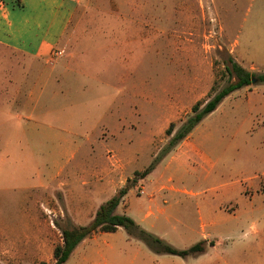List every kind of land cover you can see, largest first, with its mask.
<instances>
[{
  "label": "rangeland",
  "instance_id": "obj_1",
  "mask_svg": "<svg viewBox=\"0 0 264 264\" xmlns=\"http://www.w3.org/2000/svg\"><path fill=\"white\" fill-rule=\"evenodd\" d=\"M0 5L14 8L11 0ZM248 49H258L259 58ZM229 57L255 76L264 73V0H76L47 63L52 74L45 77H16L8 62L26 60L0 46V94H36L46 86L51 93L79 96L60 116L71 119L68 110L75 108L74 131L91 130L103 144L92 160L86 147L71 148L76 162L92 163L100 181L39 187L34 172L55 171L70 149L63 148L59 134L34 126L39 133L31 131L25 149L30 163L0 167V218L8 222L0 220V262H52L60 228L73 221L87 225L93 210L161 153L171 122L178 127L195 102L212 94L214 82L223 87L236 81L224 68ZM254 78L138 178L116 212L179 250L206 238L215 252L264 257V83ZM63 98L64 106L73 100ZM54 125L63 130L62 121ZM104 236L127 235L122 229L98 234V250L88 261L65 264H132L136 251H124L118 241L106 245ZM168 258L173 255L160 254L159 264Z\"/></svg>",
  "mask_w": 264,
  "mask_h": 264
},
{
  "label": "crops",
  "instance_id": "obj_2",
  "mask_svg": "<svg viewBox=\"0 0 264 264\" xmlns=\"http://www.w3.org/2000/svg\"><path fill=\"white\" fill-rule=\"evenodd\" d=\"M11 2L12 7H14L11 10L4 5H0V46L6 50L15 52L26 60L25 63H15V65L12 64V62H8L9 64L11 63L12 69L14 68L13 72L16 74V77L22 74V78L35 77L36 75L39 76V74L45 77L46 75L52 74V71L47 72V63L52 59L56 45L73 15L76 7V0H11ZM254 52L253 49L247 50V53H256L255 59L259 58L257 55L258 49L255 53ZM31 59L36 60L37 63H32L30 61ZM262 63H264V60H262ZM47 90L48 87L46 88V86H44L42 91L36 94H32L31 92H8L0 94V167L3 165L6 169L7 165L14 163L22 164V166H25L27 162V164H29L30 158L25 156L28 155L25 149L30 147L32 139L31 131L34 129L35 131L33 132L39 133L36 130L39 128L42 132H45L46 135L48 133L55 135L59 134V141L62 142L63 148L70 149L59 162L55 171L43 174V172L38 169L34 172V174L37 175L36 182L39 187L46 186L52 181L58 182L59 186L63 187L70 179H72V181H78L82 186L87 184L90 185L91 180L94 179L100 181L99 178H94L92 163L83 161L76 162L74 160V151H71V148L86 147L88 149V155L92 160L96 148H100L97 146L103 145L102 140L93 137V131L91 130L84 131L83 135H79L78 131H74V129L77 128L73 126L75 122L73 116L75 114L78 115V112L75 113L73 111L75 108H73V110H68V114L72 116L71 119L66 118L64 121L62 116H60V110L64 109L63 107H70L69 109H72L74 103H79L75 101L79 96L57 92L51 93ZM63 97L72 98L73 100L68 101L66 106H64ZM74 107H76V105H74ZM53 112L57 114L51 116L50 113ZM79 118L80 117H78V119ZM53 120L55 124L62 121L64 124L62 126L63 130L58 129V127L54 125ZM77 120L76 123H78ZM34 126L39 127L35 129ZM44 138L46 137L44 136ZM69 165L72 166L67 168ZM5 177L8 178V175ZM27 182L30 184V178H28ZM64 210L71 218L68 208L66 207ZM95 211L96 210H93L90 214L92 218ZM61 212H63V209ZM80 212L81 210H77L76 213L78 214ZM235 212L236 211H233V214ZM30 218L31 217L28 216V219ZM0 220L4 223L7 222V220L5 221L1 218ZM213 223L214 222L207 221L205 225L212 226ZM73 224L75 225L74 221ZM121 229L122 228L119 227L114 232H96L86 237L75 247L65 263L71 259L80 260L82 262L88 261L89 256L94 251L98 250L93 243V241L97 240L96 236L98 234L120 233ZM19 234L23 237L30 236L28 232L24 231H21ZM104 237L105 238H102V240L105 241L106 245H110L109 241L113 240L120 242L118 243V247L124 251L135 250L136 252L132 264H159L160 254L152 252L141 240L128 236H123V238L118 239L111 236ZM202 239L207 241V246H205L203 252L186 255L184 257L177 255L178 258H175V255H173V258L167 259V264H264V257L262 255L215 252L214 250L217 249L215 243L209 244V240L206 238H201V240ZM109 249L113 248L110 246Z\"/></svg>",
  "mask_w": 264,
  "mask_h": 264
},
{
  "label": "trees",
  "instance_id": "obj_3",
  "mask_svg": "<svg viewBox=\"0 0 264 264\" xmlns=\"http://www.w3.org/2000/svg\"><path fill=\"white\" fill-rule=\"evenodd\" d=\"M229 63L225 65L228 78L235 77L236 81L227 83L223 87L215 84L211 87L212 94L204 101H197L191 106L189 115L175 128L171 122L165 130L169 137L167 143L157 155L150 166L142 173H136L138 178L147 174L160 158L169 154L180 142H182L198 125V123L213 112L223 99L233 91L250 85L251 79L256 77L258 82L264 83V73L256 76L245 70L232 57H229ZM138 178L131 179L124 187L120 188L116 194L105 202L101 203L96 209L92 220L85 226H69L60 228L61 242L56 244L52 249V262L40 261L38 264H64L69 258L75 247L86 237L96 232H114L117 228H122L128 237L141 240L152 252L158 254H172L184 257L201 253L205 250L207 241L202 239L187 249L179 250L172 247L164 239L143 229L130 216L124 213H117L121 199L135 185ZM209 244H212L210 241ZM0 264H4L1 263Z\"/></svg>",
  "mask_w": 264,
  "mask_h": 264
},
{
  "label": "water",
  "instance_id": "obj_4",
  "mask_svg": "<svg viewBox=\"0 0 264 264\" xmlns=\"http://www.w3.org/2000/svg\"><path fill=\"white\" fill-rule=\"evenodd\" d=\"M251 82H252V83L255 82V78H254V77L251 79Z\"/></svg>",
  "mask_w": 264,
  "mask_h": 264
}]
</instances>
